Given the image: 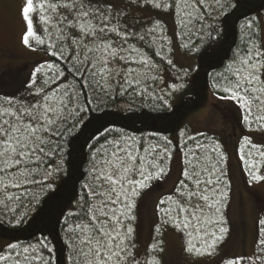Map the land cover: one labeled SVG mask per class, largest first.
Here are the masks:
<instances>
[{"label": "trees", "instance_id": "16d2710c", "mask_svg": "<svg viewBox=\"0 0 264 264\" xmlns=\"http://www.w3.org/2000/svg\"><path fill=\"white\" fill-rule=\"evenodd\" d=\"M56 2L64 4L65 2L71 3L72 0H57ZM75 2L79 5L80 0H75ZM119 2H116V9L120 10L121 15L126 14L132 17L122 9V4H130L134 0H120ZM164 3L168 5L167 9H157L150 3L146 4L145 0H141L133 9L139 10V14H151L147 22L149 24L141 23L145 32L148 28L155 27L157 21L159 22L156 31L147 35L148 40L139 41V46H136L141 52L153 56L150 61L154 64L151 70L144 69L140 65H131L149 75L148 81H143L137 88H129L128 91H124L123 87L127 86L121 87L123 75L113 76L104 88L98 85L87 72H84V65L75 59L79 52L80 59L83 60L84 52L77 49L71 39H58L60 32L54 27L55 24H58L56 22H43L40 33L46 31L47 40L43 44L33 41L30 44L31 47L37 49V52L41 53L38 60L30 62L29 66L24 65L17 70L16 68L9 69V71L0 73L10 78L8 81H0V104L4 107L13 106L17 99H20L21 106L27 107L29 103L39 99L34 93L40 90L52 95L53 90L58 89V94H62L67 89L75 97L69 111L79 110V115H74L66 125L61 126V131H64L62 137L55 135L51 137L50 143L45 148V152L48 153L47 157L42 158L37 164H28L27 167L32 170V174L28 176L27 180L19 177L15 168L10 169L7 174L0 172V247L4 249L0 255L10 257L7 260H0V264H14L17 258L16 254L29 246L36 247L46 261L50 260V264H76L78 258L70 244L72 234L68 229L76 223L82 222L80 217L83 213L90 211L89 205L100 203L101 198H93L89 193V187L97 183L92 174L93 164L98 162L99 153L108 147L107 141L112 140L133 143L137 149L150 148L153 145L158 147L160 154L165 157L161 164L166 174L151 182L156 188L161 186V181L168 175L171 157L182 154L179 179L172 192L160 198V200H167L170 195L173 197L171 201L161 205L165 208L177 207L176 186L183 179L182 171L189 166L188 160L191 157L189 149L195 148L197 143L201 144L203 147L198 149L196 155L200 157L203 166L210 167L213 164L217 166L216 176L220 180L218 187L227 194L220 205V212L212 217L216 220H223V226L229 230L226 239L220 244L217 254L214 256L188 255L183 251L182 234L170 225L161 224L162 217L156 207L158 218L156 225H161L163 235L160 237V234L155 232V225L144 251L154 242V237L162 238L165 248L162 260L165 264L167 233H175V237L181 244V252L188 260L212 259L227 250L233 231L229 217L231 185L227 168L226 141L224 136L219 134H198L192 136L195 137V140L184 138L181 135L182 122L185 117L206 101V87L219 97L225 95L223 91L214 89L213 85L219 83L221 88L225 86L222 77L230 74L229 65L232 64L238 53L248 47L249 29L246 25L249 21L256 25L251 31L258 35L261 34L260 29L264 28V0H220L219 3H216V0H205L202 7H196L194 13L198 17L200 13H203L205 18L202 21L194 19L190 23L183 4L177 8L176 0H164ZM197 4H199V0H197ZM99 6L105 7L103 4H99ZM57 11L70 15V10L63 7ZM167 15L171 19L170 24L164 21L163 17ZM135 17L138 18V14ZM209 25H212L220 33L218 57L211 64L201 63L198 54L193 53L192 55L198 59L200 74L191 90L192 97L174 107L162 106L160 95L156 91L157 76L167 60L172 58V56H166L170 55V46L173 45L171 36L170 41L167 38L165 40V33H163L165 28L172 26L173 35H171L178 44L179 50L185 54L186 50L182 48V45L185 43L202 44V38L205 37ZM137 27L139 29V26ZM121 30L123 31V29ZM67 31L69 30L65 28V32ZM111 36L113 40H119L115 34H111ZM54 49L56 55L51 54ZM61 49H63L64 59H59ZM161 54H164L163 59H161ZM48 65H52V67L49 68ZM121 66L128 67L122 62ZM37 67L40 71L33 77L32 74ZM76 68H79L80 71H75ZM151 77H155V79L153 80ZM33 79L35 83L29 87V83ZM150 79L152 80L151 84H149ZM147 84H149L148 88ZM9 98L11 99L9 100ZM223 110L220 113L223 123L230 125L237 123L241 130L246 128L256 131L259 126L264 124V121L255 119L257 115H264L263 109H253V116L249 117L252 120L251 124L245 122L243 109V120L240 124L235 109ZM65 129H71V131ZM253 145L261 147H253ZM215 146H218V151L212 150ZM238 151L243 171L250 181L252 180L249 174L250 170L257 174L264 163V155H262L264 145L256 143L250 138H241ZM94 157H96L95 160ZM57 167L60 170L54 173L53 177L47 176L46 169ZM14 174L18 176L19 187L11 186ZM204 176L208 178V173H204ZM211 178L215 179V177ZM33 180L47 183H33ZM4 185H8V187L5 188ZM9 197L11 198L9 199ZM172 215L174 219L182 220L187 214L178 216L174 212ZM262 219H264V210L260 220ZM130 223L134 228L133 242L135 243L136 219ZM208 230L217 231L218 229L209 225ZM189 231L192 232L191 238L197 246H201L204 239H209L207 237L202 239L203 230L197 233L195 228H190ZM257 239L256 250L258 253L260 241L264 240V226L260 223ZM40 241H44L47 247H41ZM9 243L16 244L18 247L14 250L7 249ZM48 248H51L52 251L49 252ZM136 249L138 251L137 245ZM32 264H38V262L33 261Z\"/></svg>", "mask_w": 264, "mask_h": 264}, {"label": "snow or ice", "instance_id": "6c2138e0", "mask_svg": "<svg viewBox=\"0 0 264 264\" xmlns=\"http://www.w3.org/2000/svg\"><path fill=\"white\" fill-rule=\"evenodd\" d=\"M92 2L93 0H80L77 5L75 0L64 4L53 0H40L39 3L37 0H24L20 8V14L26 25L22 43L30 47L31 38L37 44H43V40L37 38L33 31L34 14L38 9L50 10L57 14L56 22L63 26L60 28L58 39H71L77 49L84 52L83 60L80 59L79 52L75 59L84 65V72H87L98 85L104 88L113 76L123 75L121 87L127 86L123 87L124 91L139 87L143 81L149 79L148 73L141 72L131 65H140L144 69L151 70L154 64L150 61L149 54L141 52L134 45L127 47L125 45L130 39L144 41L146 35L156 31L159 22L157 21L155 27L148 28L145 32L140 21L126 14L122 16L111 0H100L105 7H100L99 3L96 7H92ZM135 2L139 3V0ZM204 2L205 0H199L197 4V0H176L175 6L180 8L183 4L190 23L191 20L202 21L205 18L203 13H200L199 17L194 15L196 7H202ZM219 2L220 0H216V3ZM145 3H150L157 9L168 8L164 0H145ZM61 7L70 10V15L58 13L57 10ZM130 20L133 22L130 23ZM246 27L249 29L248 47L238 53L229 65L230 74L222 77L225 86L221 88L219 83H216L213 87L225 93L219 97L220 99L235 101L239 108L245 111V122L251 124L252 120L249 117L253 116V109H264V28L260 29L261 34L258 35L251 31L256 27L251 21ZM65 28L69 31L65 32ZM111 34H115L119 40H113ZM202 39V44L185 43L182 48L186 50L185 54H198L201 63L211 64L218 57L220 33L209 25ZM51 54L56 55L55 49ZM64 58L61 49L59 59ZM117 62H122L128 67H122ZM168 64H173L171 59L168 60ZM48 67L51 68L52 65ZM39 71L37 67L32 74L33 77ZM75 71L80 69L76 68ZM151 78L155 79V77ZM34 83L35 80H31L29 87ZM117 83H120L119 80ZM168 87L171 89L169 95H174L179 93L184 85L173 82ZM58 91V89L53 90L52 95H49L40 90L34 93L39 99L29 103L27 107L10 105L8 108L0 109V172L7 174L10 169L15 168L19 177L27 180L32 174V170L27 167L28 164H37L42 158L47 157L45 148L50 143L51 137L54 135L62 137L64 131H61V126L66 125L74 115H79V110L69 111L71 102L75 98L73 94L67 89L62 94H58ZM159 99L162 106H171L164 97ZM255 119L264 121V115H257ZM65 130L71 131V129ZM256 131L264 132V124ZM188 139L195 140V137L190 136ZM107 144L108 147L99 153L98 162L93 164L92 174L97 183L89 187L90 195L93 198H101L100 203L89 205L90 211L80 217L82 222L68 229L72 234L70 244L78 258L76 264H163L162 254L165 248L162 238L154 237V242L145 249L144 257L141 259L132 239L134 228L130 222L136 219L133 212L136 198L150 187L153 180L160 179L166 174L161 164L165 157L155 145L137 149L133 143L123 140L107 141ZM201 147L203 146L197 143L195 148L189 149L191 153L189 166L182 171L183 179L176 186L177 207H161L173 199L170 195L167 200L159 201L157 211L162 217L161 224L170 225L182 234L181 243L185 253L191 256H214L229 230L223 226L222 219L216 220L212 217L220 212V205L227 194L218 187L220 180L216 176L217 166L214 164L210 167L203 166L200 157L196 155ZM253 147L261 146L253 145ZM212 150L218 151V146L213 147ZM59 170L58 167L48 168L46 174L53 177ZM204 173H208V178ZM249 174L254 182L264 181V174L257 175L251 170ZM12 180V187L20 186L17 175L14 174ZM32 182L47 183L35 180ZM4 186L8 187V185ZM174 212L178 216L187 215L182 220H178L173 218ZM259 223L264 226V219ZM209 225L215 226L218 230L209 231ZM190 228H195L197 233L203 230L202 239L204 237L209 239H204L201 246L195 245ZM155 232L162 237L161 225L155 226ZM40 244L43 248L47 247L44 241H40ZM17 247L13 243L7 245V249L11 250ZM2 251L4 249L0 247V252ZM48 251L51 252L52 249L48 248ZM254 255L261 264H264V240L260 241L259 252ZM16 256L14 264H32L33 261L38 264H50V260L46 261L34 246L23 248ZM9 258L0 255V260ZM221 262L241 264V259L221 257Z\"/></svg>", "mask_w": 264, "mask_h": 264}, {"label": "rangeland", "instance_id": "374dc122", "mask_svg": "<svg viewBox=\"0 0 264 264\" xmlns=\"http://www.w3.org/2000/svg\"><path fill=\"white\" fill-rule=\"evenodd\" d=\"M57 0H55L56 2ZM65 1V0H64ZM120 0H111L116 5ZM141 0H139L140 2ZM24 0H0V73L9 71V69L20 68V66H29L35 60L39 59L40 52H37L35 47H26L22 43V36L25 33V21L20 14V8ZM40 0H37L39 3ZM54 2V0H53ZM100 0H93L92 7ZM120 3V2H119ZM138 3H123L122 9L126 10L127 14L140 23H147L151 14H139V10H133ZM104 5V4H103ZM118 5V4H117ZM61 14V13H60ZM138 14V18L135 16ZM33 31L37 38L45 42L47 40L45 32L40 33L41 24L47 20L48 23L57 21V14L50 10L38 9L34 14ZM164 21L170 24L169 16H164ZM57 23V22H56ZM52 26V25H51ZM50 26V27H51ZM49 27V28H50ZM54 27L60 32L63 27L60 24H55ZM48 28V29H49ZM165 40L172 43L170 46V55L173 62L172 65L167 63L158 73L156 91L160 97L167 99L171 106H176L186 99L192 97V88L200 74L198 59L192 54H184L173 38L172 26L165 28ZM172 34V35H171ZM148 40V36H145ZM36 43L31 40L30 44ZM140 40L134 39L128 42L129 45L139 46ZM167 43V42H166ZM164 57V54H161ZM153 58V56H150ZM121 66V62H117ZM28 68V67H27ZM149 76V75H148ZM6 77V78H5ZM179 77V79H178ZM8 81L6 75L0 74V81ZM148 81V80H146ZM173 82L183 84L184 87L179 93L169 95L171 89L168 87ZM152 80H149V84ZM147 84V88L149 87ZM150 89V88H149ZM206 101L195 111H192L184 118L182 124V136L184 138L195 136L198 134L223 135L226 141L225 149L227 152V168L229 182L231 185V200L229 217L231 219V241L227 250L212 259H186L184 253L181 252V244L172 233H167L166 236V257L165 264H222L221 257L241 259V264H261L256 259L254 253H257L256 243L259 235V221L264 210V181L254 182L248 180L243 171L238 146L241 138L247 137L254 142L264 145V132H256L251 129L238 128L237 123L234 125L224 124L221 118L223 109H235L238 117V123L243 120V111L239 108L235 101L220 99L208 87H206ZM13 106L20 107V99L16 100ZM0 104V109L8 108ZM264 110V109H263ZM259 124V123H258ZM233 126V127H232ZM235 133V134H234ZM182 154H177L170 159L168 175L162 180L159 188L154 184L145 189L139 197L136 198V207L133 210L136 217V240L141 259L144 257V248L147 245V240L151 235L153 227L157 224L156 207L160 198L174 189L176 182L179 179L181 171ZM264 174V163L257 175ZM132 225V223H131ZM133 226V225H132ZM133 239V237H132Z\"/></svg>", "mask_w": 264, "mask_h": 264}]
</instances>
